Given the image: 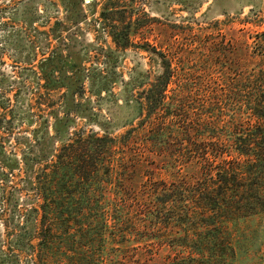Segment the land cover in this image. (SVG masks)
I'll use <instances>...</instances> for the list:
<instances>
[{
	"label": "trees",
	"instance_id": "obj_1",
	"mask_svg": "<svg viewBox=\"0 0 264 264\" xmlns=\"http://www.w3.org/2000/svg\"><path fill=\"white\" fill-rule=\"evenodd\" d=\"M59 2L71 12V24L85 16L83 0ZM136 4L100 0L99 24L117 51H146L159 70L122 80L135 90L137 121L120 133L94 119L98 129L68 131L64 117L54 116L56 146L34 156L32 167L27 162L33 199L23 216L30 228L17 247H28L29 264H150L139 256L151 257L150 243L160 239L188 250L168 264H218V252L232 246L228 221L264 211V64L235 74L239 79L227 88L196 86L195 74L172 50L177 26L148 17ZM151 23L163 31L166 51L143 46ZM55 24L59 32L66 27ZM48 75L40 74L38 111L42 104L54 107ZM78 89L84 90L81 80ZM199 227L207 232L196 239ZM106 247L114 252L105 253Z\"/></svg>",
	"mask_w": 264,
	"mask_h": 264
},
{
	"label": "rangeland",
	"instance_id": "obj_2",
	"mask_svg": "<svg viewBox=\"0 0 264 264\" xmlns=\"http://www.w3.org/2000/svg\"><path fill=\"white\" fill-rule=\"evenodd\" d=\"M54 1L0 0V264L30 263L28 247H17L19 238H24L30 228L23 216L33 199L27 162L31 165L34 156L45 157L56 146L54 116L64 117L68 131L82 125L98 129L91 121L94 119L120 133L128 123L137 121L131 96L135 90L126 88L122 80L145 70L152 74L159 70L146 51L116 50L98 21L100 0L95 4L83 0L85 16L79 17L77 25L70 23L71 12L66 13L59 0ZM136 2L148 17L177 26L172 50L185 70L195 74L196 86L210 89L217 84L227 88L239 79L235 74L257 70L264 64V0ZM137 17L146 21L142 14ZM57 21L66 25L64 30L59 32ZM151 25L154 30L146 35L148 43L138 37L135 41L166 51L164 44L160 47L163 31L157 23ZM46 58L50 63L43 62ZM44 70L49 71L45 84L52 88L49 92L54 107L42 104L38 111L36 93L42 89L40 74ZM78 80L83 82V91L78 89ZM66 109L70 113L64 116ZM185 170L192 176L197 173ZM161 176L169 178L163 171ZM204 232L199 227L193 235L202 236ZM225 233L232 238V246L218 252L223 260L218 264H264V211L229 220ZM151 242V257L145 249H138V253H145L139 256L141 261L150 258V264H168L176 254L188 253L170 246L166 239ZM104 252L112 254L114 249L106 247Z\"/></svg>",
	"mask_w": 264,
	"mask_h": 264
}]
</instances>
